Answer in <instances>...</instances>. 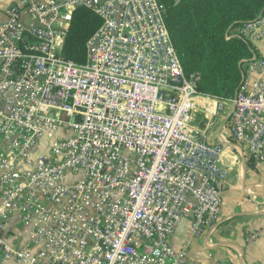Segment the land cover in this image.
Wrapping results in <instances>:
<instances>
[{"label": "built area", "instance_id": "obj_1", "mask_svg": "<svg viewBox=\"0 0 264 264\" xmlns=\"http://www.w3.org/2000/svg\"><path fill=\"white\" fill-rule=\"evenodd\" d=\"M78 8L102 19L83 64L63 55ZM165 11L159 0L0 11V264H186L171 238L187 217L194 237L214 231L225 148L264 161V54L245 60L233 99L201 93ZM239 34L263 40L264 13Z\"/></svg>", "mask_w": 264, "mask_h": 264}, {"label": "trees", "instance_id": "obj_2", "mask_svg": "<svg viewBox=\"0 0 264 264\" xmlns=\"http://www.w3.org/2000/svg\"><path fill=\"white\" fill-rule=\"evenodd\" d=\"M165 21L187 74L198 73L201 93L233 99L242 84L244 62L257 54L256 46L240 36V29L264 13V0H159ZM102 19L87 8L75 10L64 42L66 59L83 64L87 42Z\"/></svg>", "mask_w": 264, "mask_h": 264}, {"label": "crops", "instance_id": "obj_3", "mask_svg": "<svg viewBox=\"0 0 264 264\" xmlns=\"http://www.w3.org/2000/svg\"><path fill=\"white\" fill-rule=\"evenodd\" d=\"M19 5L24 0H0V11L11 12ZM252 43L264 54V39ZM221 159L229 173L214 231L194 237L187 217L177 226L171 243L186 251V264H264V161L240 157L231 146ZM21 230L19 221L8 228L15 246L26 237Z\"/></svg>", "mask_w": 264, "mask_h": 264}, {"label": "rangeland", "instance_id": "obj_4", "mask_svg": "<svg viewBox=\"0 0 264 264\" xmlns=\"http://www.w3.org/2000/svg\"><path fill=\"white\" fill-rule=\"evenodd\" d=\"M225 116H226V112H223L220 116H219V118H218V123L219 124H221L223 121H224V118H225ZM206 122H207V119H205V117L204 118H199V120H198V123H201V127H204L205 126V124H206ZM225 135H228V132H227V130L226 129H223V131H222ZM238 155H239V153H237Z\"/></svg>", "mask_w": 264, "mask_h": 264}, {"label": "water", "instance_id": "obj_5", "mask_svg": "<svg viewBox=\"0 0 264 264\" xmlns=\"http://www.w3.org/2000/svg\"><path fill=\"white\" fill-rule=\"evenodd\" d=\"M237 94V93H236Z\"/></svg>", "mask_w": 264, "mask_h": 264}]
</instances>
